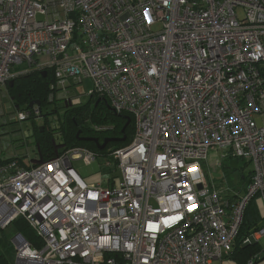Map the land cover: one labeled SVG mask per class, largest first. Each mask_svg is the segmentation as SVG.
<instances>
[{
	"label": "built area",
	"instance_id": "built-area-1",
	"mask_svg": "<svg viewBox=\"0 0 264 264\" xmlns=\"http://www.w3.org/2000/svg\"><path fill=\"white\" fill-rule=\"evenodd\" d=\"M34 71L51 73L50 103L102 99L134 133L105 157L0 164V230L22 218L40 239L17 233L15 264L221 263L253 200L263 226L243 244L264 236V0H0V88ZM212 151L251 167L244 191L208 178ZM99 158L119 177L72 168Z\"/></svg>",
	"mask_w": 264,
	"mask_h": 264
},
{
	"label": "trees",
	"instance_id": "trees-1",
	"mask_svg": "<svg viewBox=\"0 0 264 264\" xmlns=\"http://www.w3.org/2000/svg\"><path fill=\"white\" fill-rule=\"evenodd\" d=\"M52 81L53 78L50 72L34 71L16 77L11 86L9 83L7 84L6 91L18 110L20 106L25 109L29 108V103L32 101H39L41 110V106L49 103L47 99L52 91ZM87 99L86 102L81 100L78 104L63 103L61 109L64 117L59 120L56 127L52 128L45 124L42 130L35 131L33 155L30 159L9 157L0 159V164H5L9 160L17 158L21 168L38 166L58 158L66 150L74 147H83L93 151L97 156L105 157L110 150L127 146L132 141L134 133L132 118L127 114H115L102 99L95 97ZM51 103L56 104L55 101ZM127 118H130V122ZM96 126L100 129L97 130ZM82 138L97 139L99 144H102L107 138H124V140L109 142L104 149L100 150L94 142L85 141ZM254 202L255 200L249 204L246 210L233 250L229 255L241 264H247L250 259H254V264H256L255 256L260 251L257 244H243L247 237L260 228L257 226L260 215ZM11 225L33 247L38 248L40 246V239L22 218L15 220ZM0 264H8L1 250Z\"/></svg>",
	"mask_w": 264,
	"mask_h": 264
},
{
	"label": "rangeland",
	"instance_id": "rangeland-1",
	"mask_svg": "<svg viewBox=\"0 0 264 264\" xmlns=\"http://www.w3.org/2000/svg\"><path fill=\"white\" fill-rule=\"evenodd\" d=\"M237 14L241 17L242 10L239 9ZM22 68L23 66L18 67L19 70ZM92 89L91 80L85 79L82 83L69 87L68 94L71 97L76 94L83 97L86 92ZM82 100L86 102L88 99L83 97ZM55 102L56 104L49 102L47 105L41 106V115L37 118L20 122L14 117L18 111L25 110V108L20 106L18 110L9 98L6 87L0 88V158L24 157L30 159L32 157L35 131L43 128L45 124L55 128L59 120L64 117L61 108L65 102L59 100H55ZM57 109L58 111H56ZM254 119L259 126L264 125V116L255 115ZM72 168L81 179L89 183L118 178L120 175L113 167H106V163L100 158L92 162L84 159L73 161ZM219 168L218 172L207 173L208 178L217 187L222 185L224 188H236L242 173L247 174L251 167H246L241 159L228 157L223 158L222 167ZM17 233V229L13 225L3 231L0 230V250L3 252L8 264H15V244L12 239ZM213 264H218V262L214 261Z\"/></svg>",
	"mask_w": 264,
	"mask_h": 264
},
{
	"label": "crops",
	"instance_id": "crops-1",
	"mask_svg": "<svg viewBox=\"0 0 264 264\" xmlns=\"http://www.w3.org/2000/svg\"><path fill=\"white\" fill-rule=\"evenodd\" d=\"M9 158V157H8ZM4 159V158H0ZM222 160L221 158V153L220 152H215L212 151L210 153L209 160L206 162L204 170L207 175V173L211 172H218L219 167H222ZM217 167V169H215ZM247 167V165H246ZM251 170V168H250ZM250 170L248 171L247 174H243L240 177L239 182H237L239 188L241 191H244V188L246 187L248 181H249V175H250ZM208 176V175H207ZM211 180V179H210ZM212 181V180H211ZM254 205L256 206L257 212L259 213V219L257 221V226L262 227L263 226V206L260 200H255ZM253 244H257L259 246V253L255 256L257 263L256 264H264V236L259 238L258 240L254 241ZM218 264H241L238 260L233 259L231 257H226L224 258L221 263L218 262Z\"/></svg>",
	"mask_w": 264,
	"mask_h": 264
},
{
	"label": "water",
	"instance_id": "water-1",
	"mask_svg": "<svg viewBox=\"0 0 264 264\" xmlns=\"http://www.w3.org/2000/svg\"><path fill=\"white\" fill-rule=\"evenodd\" d=\"M12 84H13V81L9 82V85H10V86H11ZM35 105L39 106V105H40L39 101H32V102H30V103H29V108H31V107H33V106H35ZM127 120H128V122H130V118H127ZM41 130H42V128H41ZM78 134H79V133H78ZM78 134H77V136H78ZM82 140H85V141H92V142H94V143L96 144L97 148L101 150V149H104V148L106 147V145H107L109 142H113V141H122V140H124V138H121V139L107 138V139H105V140L103 141L102 144H99L98 140H97V139H94V138H82ZM253 242H254V241H252L250 244H253ZM250 244H246V245H250Z\"/></svg>",
	"mask_w": 264,
	"mask_h": 264
},
{
	"label": "bare ground",
	"instance_id": "bare-ground-1",
	"mask_svg": "<svg viewBox=\"0 0 264 264\" xmlns=\"http://www.w3.org/2000/svg\"><path fill=\"white\" fill-rule=\"evenodd\" d=\"M24 168V167H23ZM28 168V167H27Z\"/></svg>",
	"mask_w": 264,
	"mask_h": 264
}]
</instances>
